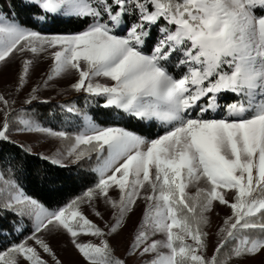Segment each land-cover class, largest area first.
Instances as JSON below:
<instances>
[{"label": "snow or ice", "instance_id": "1", "mask_svg": "<svg viewBox=\"0 0 264 264\" xmlns=\"http://www.w3.org/2000/svg\"><path fill=\"white\" fill-rule=\"evenodd\" d=\"M19 5L30 13V26L0 10V65L19 59L17 92L35 61L47 59L45 88L73 77L71 91L102 100L97 107L112 110L101 113L107 120L117 113L149 128L155 121L165 130L149 139L126 127L101 126L64 105L82 123L74 134L56 131L0 94V142H11L15 124L19 132L69 141L46 158L53 164L91 159L93 152L97 161L96 182L51 211L13 181L0 179V211L32 222L22 240L0 247V264H49L45 257L62 264L46 235L66 236L83 264L130 259L264 264V0H19ZM47 21L84 27L44 34ZM153 27L157 39L146 54L142 49ZM174 53L180 54L175 62ZM39 90L32 88L23 103L39 100ZM225 93L236 99L222 103ZM101 201L111 210L103 227L83 210L87 205L103 220L95 207ZM140 202L144 207L130 242L124 256H117L112 240ZM216 204L230 215L216 230L209 255L206 229Z\"/></svg>", "mask_w": 264, "mask_h": 264}, {"label": "trees", "instance_id": "2", "mask_svg": "<svg viewBox=\"0 0 264 264\" xmlns=\"http://www.w3.org/2000/svg\"><path fill=\"white\" fill-rule=\"evenodd\" d=\"M0 10L5 13H15L23 25L30 26V13L20 8L19 0H0ZM83 27V24L47 21L42 31L44 34H67L81 31ZM157 35V29L153 27L152 39L142 49L146 54H151ZM176 54H173L172 60L179 58L176 59ZM234 99L236 97L230 95L226 100L231 102ZM44 102L33 101L32 104H26L22 108L26 109L27 115L31 116L39 125L56 131H66L70 134L77 131L76 122L74 123L77 120L76 115L62 110L60 106L64 105L75 106L86 112L95 118L101 126L126 127L149 139L155 138L157 133L163 134L165 130L156 122H152V126L149 128L147 125L127 117L119 119L117 113H113L117 117L116 119L107 120L101 113L112 110L97 107V104L102 103L99 98L76 96L64 101L62 105L56 104L54 100ZM100 116L104 119H100ZM10 141L0 142V179L13 181L27 196L36 199L50 211L62 207L71 199L80 196L97 180L96 173L93 171L97 164L94 152L91 153V159L86 157L77 163L70 162L61 166L31 153L12 139ZM31 227L32 222L27 216L0 211V247L10 244L14 240H22L29 233ZM17 228L19 231L16 230Z\"/></svg>", "mask_w": 264, "mask_h": 264}, {"label": "rangeland", "instance_id": "3", "mask_svg": "<svg viewBox=\"0 0 264 264\" xmlns=\"http://www.w3.org/2000/svg\"><path fill=\"white\" fill-rule=\"evenodd\" d=\"M179 53L176 54V59L179 57ZM176 60L174 59L173 62ZM50 61L47 59H39L36 60L31 71L28 82L26 86L19 92L16 91L17 87V76L20 71V61L19 59L10 60L7 65H0V94L5 95L10 100H14L15 104L13 107L15 109H21L24 105V100L28 97L29 92L32 88L36 86H40V90L37 93L39 96V100L34 101H49L54 100V102L58 105H62L64 101L70 100L72 97L76 96H84L80 93H75L71 91L69 85L73 82V77H65L62 79L54 80L49 82L48 87L43 86V81L46 79V73L49 70ZM175 71V70H174ZM177 77H179L180 73L175 72ZM106 82V81H101ZM231 93L222 94V103L229 102ZM85 97V96H84ZM217 118L222 115V113L216 114ZM91 117V116H90ZM77 119L76 129L78 130L80 124L82 123V119L78 116H75ZM73 117V119H75ZM100 119H104L100 116ZM155 122V121H153ZM157 123V122H156ZM41 126V125H40ZM44 127V126H41ZM46 128V127H44ZM10 139L22 145L28 151L33 154H37L40 157L46 159L47 157H52L54 154L58 153L63 145H67L69 141H63L47 137L45 135L39 133H26L19 132L16 130V125L14 124L9 133ZM49 162L51 160L46 159ZM70 160L64 159L63 165L70 163ZM203 186V185H201ZM191 193H195L196 188L192 187L189 189ZM23 192V191H22ZM24 193V192H23ZM25 194V193H24ZM26 195V194H25ZM111 195L116 197V192H112ZM27 196V195H26ZM96 211H99L104 219L101 220L93 214V209L89 208L87 205L84 206L83 210L85 215L96 223L97 225L103 227L105 222L110 221V209H107L103 202H99L96 206ZM144 207L143 202H140L139 207L136 208L135 212L131 215V218L127 220L126 226L123 228V231L112 240V244L116 248L117 256H124L125 249L128 246V243L131 239V233L133 232L134 225L138 221L142 209ZM230 215V209H227L223 205L216 204L214 210L209 214L210 216V227L206 229L209 232V241H208V254L211 255L213 246L217 243L216 240V230L223 223V219L225 216ZM46 239L49 240L53 250L55 251L57 257L62 261V264H83V261L76 254L75 250L72 248L71 244L68 242V238L63 235H54V236H45ZM156 239H160V237H155ZM84 241L93 239L91 237H82ZM49 260V264H51L50 257H45ZM148 259V258H144ZM129 264H133V260H129ZM143 264V261L140 262ZM245 264H252L251 261L245 262Z\"/></svg>", "mask_w": 264, "mask_h": 264}]
</instances>
